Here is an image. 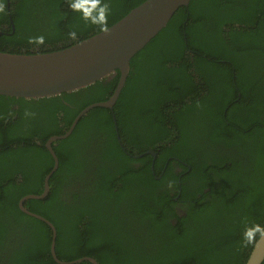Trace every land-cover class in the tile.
I'll return each instance as SVG.
<instances>
[{
    "label": "trees",
    "instance_id": "1",
    "mask_svg": "<svg viewBox=\"0 0 264 264\" xmlns=\"http://www.w3.org/2000/svg\"><path fill=\"white\" fill-rule=\"evenodd\" d=\"M144 1L106 0V29ZM2 2L0 52H53L104 30L68 0ZM37 36L42 44L29 42ZM118 80L117 71L53 97L0 96V264H57L51 229L18 203L43 192L47 140L110 99ZM52 148L48 195L23 206L55 227L60 261L245 264L259 235L248 243L244 232L264 227V0L179 8L131 59L113 110H89Z\"/></svg>",
    "mask_w": 264,
    "mask_h": 264
},
{
    "label": "water",
    "instance_id": "2",
    "mask_svg": "<svg viewBox=\"0 0 264 264\" xmlns=\"http://www.w3.org/2000/svg\"><path fill=\"white\" fill-rule=\"evenodd\" d=\"M190 1L145 0L107 30L57 51L39 54L0 52V96L5 97L26 100L53 97L86 88L119 72V80L110 99L87 106L79 112L63 135L52 136L47 140L45 147L54 164L44 179L43 192L40 195H27L18 203L20 211L51 229L50 254L57 264H78L84 261L98 263L89 257L71 262L60 261L55 253V227L23 206L27 200H42L49 193V180L59 165L52 144L70 136L80 118L89 110L97 107L113 110L126 83L131 59L166 27L179 8L187 7ZM114 126L116 128L115 122ZM147 154L155 158L154 153ZM263 262L264 237L259 236L245 264Z\"/></svg>",
    "mask_w": 264,
    "mask_h": 264
},
{
    "label": "clouds",
    "instance_id": "3",
    "mask_svg": "<svg viewBox=\"0 0 264 264\" xmlns=\"http://www.w3.org/2000/svg\"><path fill=\"white\" fill-rule=\"evenodd\" d=\"M68 7L81 14V18L88 21L93 25H100L106 29L107 17L109 14V4L106 0H68ZM4 11V5L0 0V12ZM68 37L72 40L77 39V33L70 31ZM30 43L42 44L44 42L43 36H37L35 38H29ZM257 234L264 237V227L259 224H255L252 227L246 229L244 232V239L248 243H251Z\"/></svg>",
    "mask_w": 264,
    "mask_h": 264
},
{
    "label": "flooded vegetation",
    "instance_id": "4",
    "mask_svg": "<svg viewBox=\"0 0 264 264\" xmlns=\"http://www.w3.org/2000/svg\"><path fill=\"white\" fill-rule=\"evenodd\" d=\"M153 157V156H152ZM154 158V157H153ZM153 167V165L151 166V168ZM176 172H180L181 171V169L180 168H177L176 170H175ZM180 213H182V211H181V209L180 208H176Z\"/></svg>",
    "mask_w": 264,
    "mask_h": 264
}]
</instances>
